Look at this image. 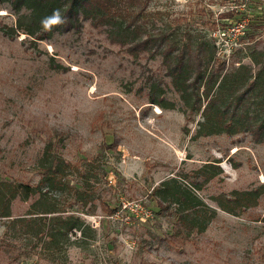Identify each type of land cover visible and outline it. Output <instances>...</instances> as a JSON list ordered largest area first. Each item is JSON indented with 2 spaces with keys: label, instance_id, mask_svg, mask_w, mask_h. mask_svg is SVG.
<instances>
[{
  "label": "rangeland",
  "instance_id": "1",
  "mask_svg": "<svg viewBox=\"0 0 264 264\" xmlns=\"http://www.w3.org/2000/svg\"><path fill=\"white\" fill-rule=\"evenodd\" d=\"M142 13L202 56L214 39L208 82L210 67L177 88L160 49L130 52L90 18L37 39L0 1V180L35 189L0 216V264H264V0ZM46 145L64 161L49 181Z\"/></svg>",
  "mask_w": 264,
  "mask_h": 264
},
{
  "label": "trees",
  "instance_id": "2",
  "mask_svg": "<svg viewBox=\"0 0 264 264\" xmlns=\"http://www.w3.org/2000/svg\"><path fill=\"white\" fill-rule=\"evenodd\" d=\"M0 1L9 2L11 8L16 13V27L18 31L33 35L37 39L47 38L54 31L77 30L81 27L83 19L90 18L94 25L104 24L108 26L107 33L110 40L127 44L130 52H134L138 48L142 50L151 48L153 50L160 49L166 60L167 73L172 76V80L177 88L189 77H192L191 82L203 78L209 67L210 70L205 81L208 82L215 73V68L211 65L213 61L212 57L216 53L217 48L213 37H211L213 39L212 51L209 55L202 56L201 45H192L189 40L177 43L163 29H160V33L156 38L151 32L141 29L140 24L137 22L144 15L142 12L147 0ZM141 32H145V36L137 39ZM4 33L9 34V31H5ZM153 44L156 47H152ZM219 65L223 66V61ZM214 82L210 87L204 89L206 97L211 94L210 88H212ZM210 99L207 100L203 111L208 109ZM153 102L157 103V101ZM157 104L162 105L161 103ZM50 154V147L46 145L40 159V167L43 170L42 180H52L55 175L62 172L63 159L55 153L54 155ZM34 191L35 189L26 183L0 180V216L9 215L8 206L11 199L17 195L25 199L28 195L34 193ZM183 200L184 209L190 208L193 210V215L190 218V227L197 226L198 230H202L206 222L195 220V216L198 213L197 204L187 196Z\"/></svg>",
  "mask_w": 264,
  "mask_h": 264
},
{
  "label": "built area",
  "instance_id": "3",
  "mask_svg": "<svg viewBox=\"0 0 264 264\" xmlns=\"http://www.w3.org/2000/svg\"><path fill=\"white\" fill-rule=\"evenodd\" d=\"M245 23L243 22V21H237V22H235L233 25H232V29H236V30H238V29H243V27L245 26L244 25ZM223 35H224V33H223ZM220 43L222 44V42L220 41Z\"/></svg>",
  "mask_w": 264,
  "mask_h": 264
}]
</instances>
